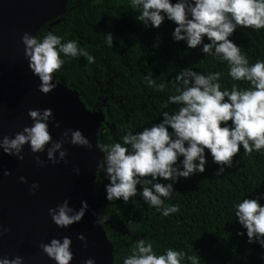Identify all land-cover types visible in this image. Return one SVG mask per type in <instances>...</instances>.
I'll use <instances>...</instances> for the list:
<instances>
[{
  "label": "clouds",
  "instance_id": "obj_1",
  "mask_svg": "<svg viewBox=\"0 0 264 264\" xmlns=\"http://www.w3.org/2000/svg\"><path fill=\"white\" fill-rule=\"evenodd\" d=\"M129 5L138 10L135 19L144 28L156 29L165 20L172 22L175 25L171 32L173 42H183L187 49L199 47L202 55L226 63L231 80L249 84L243 88L233 83L230 90L221 89V72L205 74L186 67L171 82L175 94L168 95L166 102L160 105L162 109L176 105L175 109L162 111L159 122L138 132L126 130L122 142L95 143L96 150L103 154L96 162L95 174L102 172L108 181L104 185L105 200L127 203L130 197L136 196L139 185L143 201L167 217L180 208L179 204L164 203L174 193L173 185L178 179H188L205 171L209 163L206 151L211 163L217 166L216 176L233 167V157L241 149L245 154L264 153V60L257 59L250 64L241 48L230 39L238 26L264 29V0H175L174 3L172 0H129ZM103 39L105 45L112 48L111 33H105ZM20 44L28 71L39 81L37 91L41 95H47L59 83L53 74L65 62L61 54L69 58L83 57L88 64L95 62L94 56L78 46L77 40L62 42L60 36L50 31L40 35L24 32ZM144 80L148 88L156 91L165 87L163 83L156 84L150 76H145ZM26 115L31 121L29 126L11 137L0 138L3 154L22 161L27 145L35 164L44 168L66 163V144L86 150L93 148L79 129H64L59 139L53 140L49 125L53 129L60 125L50 108L29 109ZM73 172L78 174L79 169L73 168ZM3 176H9L6 169ZM18 182L26 183L25 177H18ZM38 188L37 182L31 183L30 194ZM260 200H264V194L243 198L233 203L232 209L237 224L244 230L236 235H245L246 243L258 245L262 250L259 259L264 262V204L259 203ZM87 211L85 201L80 202L79 209H73L68 199H64L55 208L48 209V216L58 229H67L78 223ZM108 219L104 214L97 215L94 224L100 226ZM7 232V227L0 228V235ZM76 239L82 247L87 246L82 234ZM71 243V239L64 236L41 242L38 248L54 264H70L73 260ZM185 258L184 251L172 248L157 252L151 240L142 238L133 243L122 258V264H182ZM23 259L5 254L0 257V264H23ZM187 259L197 264L196 257ZM82 264H94V260L87 258Z\"/></svg>",
  "mask_w": 264,
  "mask_h": 264
},
{
  "label": "trees",
  "instance_id": "obj_2",
  "mask_svg": "<svg viewBox=\"0 0 264 264\" xmlns=\"http://www.w3.org/2000/svg\"><path fill=\"white\" fill-rule=\"evenodd\" d=\"M174 3L175 0H172ZM138 10L129 0H58L52 10L36 25L32 34L52 32L62 42L75 39L95 62L88 64L83 57H63L64 64L54 73L62 87L74 91L85 111L101 119L97 143L122 142L126 130L140 131L159 122L160 107L174 93L171 82L176 74L188 67L193 71L221 72V89L233 83L249 87L246 81H233L227 75L226 63L202 55L199 47L187 49L183 42H173L175 25L165 20L158 28H144L138 21ZM111 33L112 48L104 43L103 35ZM248 57L249 63L264 60V29L252 30L238 26L230 37ZM204 42H207L205 40ZM145 76L156 84L165 85L162 91L148 88ZM230 123V121H229ZM209 163L202 174L178 179L174 193L164 201L179 204V211L165 217L150 207L137 194L127 203L105 200L103 173L95 174L94 194L100 203L99 215L109 219L100 225L104 240L112 246L111 264H122L133 243L151 240L157 252L172 248L186 254L182 264H264L262 250L255 243H246L244 230L233 216V203L243 198L264 194V153H247L242 149L233 157V167L214 175L216 165ZM179 162V161H178ZM165 182L167 181H159ZM259 203L264 204V200Z\"/></svg>",
  "mask_w": 264,
  "mask_h": 264
},
{
  "label": "water",
  "instance_id": "obj_3",
  "mask_svg": "<svg viewBox=\"0 0 264 264\" xmlns=\"http://www.w3.org/2000/svg\"><path fill=\"white\" fill-rule=\"evenodd\" d=\"M58 0H0V138L12 136L31 121L26 113L29 109L50 108L60 125L49 131L53 140L67 128L79 129L93 144L91 150L64 145L67 148L65 162L47 167H38L29 152L23 149L24 159L17 161L0 151V228L7 227V234L0 235V257L5 254L23 257V264H54L44 256L38 244L50 239L67 236L71 239L73 260L70 264H82L92 258L94 264H111L112 246L104 240L101 227L94 224L99 215L100 203L94 194L97 131L101 119L87 113L78 95L57 85L47 95L37 91L39 81L27 69L23 57L20 36L24 32L32 35L38 22L43 19ZM103 155V154H102ZM43 160V154H40ZM78 168L79 173L73 172ZM9 172L8 177L3 171ZM23 176L26 183H19ZM39 184L34 193L29 185ZM64 199L69 206L79 209L85 201L88 211L78 223L67 229H58L48 216V209L55 208ZM85 237L86 247L76 239Z\"/></svg>",
  "mask_w": 264,
  "mask_h": 264
},
{
  "label": "bare ground",
  "instance_id": "obj_4",
  "mask_svg": "<svg viewBox=\"0 0 264 264\" xmlns=\"http://www.w3.org/2000/svg\"><path fill=\"white\" fill-rule=\"evenodd\" d=\"M100 156H102V153L98 152L96 149L93 152V159H98Z\"/></svg>",
  "mask_w": 264,
  "mask_h": 264
}]
</instances>
